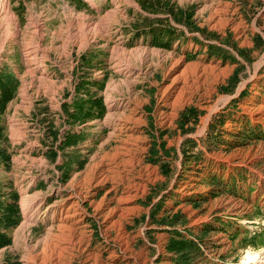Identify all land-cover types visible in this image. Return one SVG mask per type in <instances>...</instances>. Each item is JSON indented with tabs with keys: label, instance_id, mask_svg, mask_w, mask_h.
<instances>
[{
	"label": "rangeland",
	"instance_id": "rangeland-1",
	"mask_svg": "<svg viewBox=\"0 0 264 264\" xmlns=\"http://www.w3.org/2000/svg\"><path fill=\"white\" fill-rule=\"evenodd\" d=\"M4 1L0 264L264 253V0Z\"/></svg>",
	"mask_w": 264,
	"mask_h": 264
},
{
	"label": "trees",
	"instance_id": "trees-1",
	"mask_svg": "<svg viewBox=\"0 0 264 264\" xmlns=\"http://www.w3.org/2000/svg\"><path fill=\"white\" fill-rule=\"evenodd\" d=\"M19 87L20 83L13 73L8 74L6 70L0 73V136L4 132L1 122L2 115H4L8 104L15 98ZM11 158L10 148H7V146L4 149L0 147V168L3 164H9ZM18 197L19 195L16 192H8L5 187L0 188V224L5 230L14 228L21 222V211L17 202ZM9 242L7 235L0 234V248L6 246ZM182 246L184 250L186 245L183 244ZM184 259V257H181L176 261L178 264H187L185 261L189 259Z\"/></svg>",
	"mask_w": 264,
	"mask_h": 264
},
{
	"label": "bare ground",
	"instance_id": "bare-ground-1",
	"mask_svg": "<svg viewBox=\"0 0 264 264\" xmlns=\"http://www.w3.org/2000/svg\"><path fill=\"white\" fill-rule=\"evenodd\" d=\"M0 3L4 6V4H5V9H6V11H7V13H9L10 15H11V13H10V11H9V8H8V6L6 5L7 3H5V1L4 0H0ZM4 3V4H3ZM10 18L11 19H14L13 18V16L11 15L10 16ZM9 17H8V19L11 21V19H10ZM203 69V68H202ZM182 76V75H181ZM186 83V82H185ZM184 90H185V88H184ZM165 92V91H164ZM183 93H184V91H182ZM178 95H179V93H178ZM181 95V94H180ZM178 97V96H177ZM175 113V112H174ZM68 229V228H67ZM69 232V231H68ZM78 232V231H77ZM264 253H262V252H259V251H252V252H250V254H249V261H244L242 264H253L254 262L255 263H257L260 259H262V258H264V255H263Z\"/></svg>",
	"mask_w": 264,
	"mask_h": 264
}]
</instances>
